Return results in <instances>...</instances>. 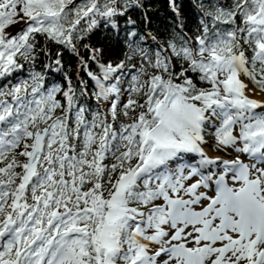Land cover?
Returning a JSON list of instances; mask_svg holds the SVG:
<instances>
[{
    "label": "snow or ice",
    "instance_id": "obj_1",
    "mask_svg": "<svg viewBox=\"0 0 264 264\" xmlns=\"http://www.w3.org/2000/svg\"><path fill=\"white\" fill-rule=\"evenodd\" d=\"M0 264H264V0H0Z\"/></svg>",
    "mask_w": 264,
    "mask_h": 264
},
{
    "label": "trees",
    "instance_id": "obj_2",
    "mask_svg": "<svg viewBox=\"0 0 264 264\" xmlns=\"http://www.w3.org/2000/svg\"><path fill=\"white\" fill-rule=\"evenodd\" d=\"M191 2H192V0H178V3H184V4H190ZM164 15H165V13L163 11H161L159 13V16L161 19L164 18ZM166 23H171V18H168ZM188 23H189L190 28L195 27V21L194 20H190ZM154 27H160L161 31H163V25H161L159 21H156L154 23ZM189 35H191V33H189ZM65 61L69 67V70L74 71L75 60L69 54H65ZM57 79H59V77H57Z\"/></svg>",
    "mask_w": 264,
    "mask_h": 264
}]
</instances>
